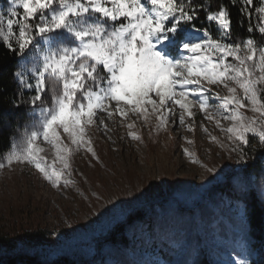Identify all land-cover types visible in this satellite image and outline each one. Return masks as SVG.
Returning <instances> with one entry per match:
<instances>
[{"label": "snow or ice", "instance_id": "6c2138e0", "mask_svg": "<svg viewBox=\"0 0 264 264\" xmlns=\"http://www.w3.org/2000/svg\"><path fill=\"white\" fill-rule=\"evenodd\" d=\"M212 3L8 0L6 13L0 11V44L21 61L12 103L25 106L29 120L0 157V170L27 166L53 188H68L75 185V153L99 161L91 129L107 134L109 121L119 123L128 138L142 143L130 116L145 126L154 117L160 130L170 119L175 124L177 109L185 125L194 108L226 140L209 133L210 142L234 153L237 164H247L250 153L264 150V44L251 35L232 41L228 7L221 0L213 11ZM241 3L248 33L258 30L264 39V0L259 6L255 0ZM184 154L198 162L188 149Z\"/></svg>", "mask_w": 264, "mask_h": 264}, {"label": "rangeland", "instance_id": "374dc122", "mask_svg": "<svg viewBox=\"0 0 264 264\" xmlns=\"http://www.w3.org/2000/svg\"><path fill=\"white\" fill-rule=\"evenodd\" d=\"M8 6L5 0L0 8L6 13ZM256 39L264 44L259 32ZM176 111L175 124L170 119L160 130L154 117L145 126L130 116L142 143L128 138V129L119 123L109 121L107 134L91 129L99 161L83 151L75 153L74 186L53 188L27 166L0 170V234L44 233L40 245L23 243L19 250L32 253L40 264H59L65 255L86 264L96 247L103 255L101 264H207V259L211 264L237 260L249 264L255 260L239 201L249 185L243 172L249 169L247 164H237L234 153L210 142L209 133L226 140L198 108L193 109L192 120L185 118V125H180V110ZM189 125L192 132L187 130ZM185 148L197 163L184 154ZM48 155L53 159L51 152ZM250 163H259L250 183L264 197V158L254 156ZM222 187L233 188L227 193ZM237 196L240 199L235 201ZM137 211L142 216L127 226V246L102 241Z\"/></svg>", "mask_w": 264, "mask_h": 264}, {"label": "trees", "instance_id": "16d2710c", "mask_svg": "<svg viewBox=\"0 0 264 264\" xmlns=\"http://www.w3.org/2000/svg\"><path fill=\"white\" fill-rule=\"evenodd\" d=\"M5 0H0V5ZM222 2L228 7L231 19H232V41L236 39L247 38L249 35L256 39L258 30L253 33H248V17L243 15L240 9L243 7L241 0H237L235 6L231 3V0H222ZM221 0H213L212 10H217ZM257 6L260 5L261 0H255ZM0 11L1 8H0ZM257 14L253 9L252 24L255 27L258 23L256 19ZM203 19V14H201ZM241 24L243 25L241 27ZM202 26H207L202 25ZM212 32L216 33L215 25L212 26ZM230 41V42H232ZM20 60L14 54L9 52L2 44H0V157L10 149L12 139L15 138L16 134L24 127L25 123L28 122L29 117L27 116V109L25 106L19 108L14 107L12 101L17 98L18 83L14 78V73L19 69ZM24 98H28V91L24 92ZM250 155L264 158V150L258 149L255 154ZM252 158V159H253ZM251 159L247 162L249 169H244V175L248 180V188L245 195L241 200L240 198L234 197L235 201H240V204L244 212V222L249 237L252 241V249L255 251L256 258L252 260L251 264H264V197L259 189H257L252 183L251 178L255 170L253 168L259 163L251 164ZM254 161V160H253ZM233 187H222L223 192H229ZM138 215L142 216V213L138 211L134 215H130L125 224L116 225L102 241L105 243L118 245L120 243L127 244L126 231L127 226L131 225L134 221L138 220ZM137 216V218H135ZM25 232V233H24ZM17 235H2L0 234V264H40L35 260V256L32 253L20 254L19 250L22 249L23 243H33V245L41 244V238L44 233H34L33 231H24ZM22 233V234H21ZM207 246V245H206ZM96 254L93 259L87 260L86 264H101L103 255L100 250L96 247ZM158 252V251H157ZM59 264H79L77 261H70L65 255L63 260ZM207 264L211 262L207 259Z\"/></svg>", "mask_w": 264, "mask_h": 264}, {"label": "built area", "instance_id": "2783aa9c", "mask_svg": "<svg viewBox=\"0 0 264 264\" xmlns=\"http://www.w3.org/2000/svg\"><path fill=\"white\" fill-rule=\"evenodd\" d=\"M249 264H251V261H249Z\"/></svg>", "mask_w": 264, "mask_h": 264}]
</instances>
